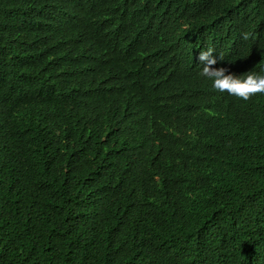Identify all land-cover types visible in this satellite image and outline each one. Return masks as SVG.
I'll return each mask as SVG.
<instances>
[{
    "label": "trees",
    "instance_id": "16d2710c",
    "mask_svg": "<svg viewBox=\"0 0 264 264\" xmlns=\"http://www.w3.org/2000/svg\"><path fill=\"white\" fill-rule=\"evenodd\" d=\"M120 1L148 35L264 68V0ZM77 2L0 0V264H264V97L161 132L185 118L135 98L93 18L112 20L105 0ZM100 61L113 84L94 80Z\"/></svg>",
    "mask_w": 264,
    "mask_h": 264
},
{
    "label": "clouds",
    "instance_id": "9594fccd",
    "mask_svg": "<svg viewBox=\"0 0 264 264\" xmlns=\"http://www.w3.org/2000/svg\"><path fill=\"white\" fill-rule=\"evenodd\" d=\"M120 2L105 0L103 4L109 8L112 20H107L98 12L93 18L106 30L109 46L120 52L123 64L128 66L127 71L123 69V77L127 84H133L135 98L142 100L143 105H153L155 102L156 108L172 103L173 107L170 108L175 109L177 116L185 118L184 123H166L161 127V132L173 134V131H180L177 133L179 136L191 130L194 120L199 125L223 126L245 104L264 97V68L250 67L247 71H237L233 65L227 64L225 58L230 59L227 56H237L239 53L228 50H223L222 57L213 53L211 48L192 54L183 34H178L179 39L175 32L168 31L156 36L148 35L136 20L142 14L138 12L141 7L124 10ZM147 7L153 14L155 6ZM76 8H73L71 15L78 19ZM138 32L142 33L140 38H137ZM225 37L229 42L228 35ZM95 68L102 73L94 77L95 81L113 84L117 71L108 68L102 61L92 66V70ZM128 100L131 101V98ZM167 111L156 110L159 117H166ZM226 128L230 132L227 150L234 154L237 149L244 148L242 142L234 138V135L242 133L238 119L231 121ZM239 240L255 243L246 236Z\"/></svg>",
    "mask_w": 264,
    "mask_h": 264
}]
</instances>
